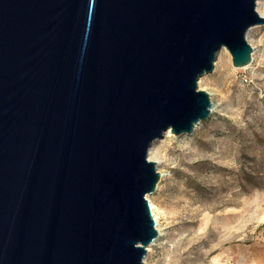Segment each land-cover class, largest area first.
<instances>
[{
    "label": "water",
    "instance_id": "obj_1",
    "mask_svg": "<svg viewBox=\"0 0 264 264\" xmlns=\"http://www.w3.org/2000/svg\"><path fill=\"white\" fill-rule=\"evenodd\" d=\"M257 0H0V264H144L149 158L251 63Z\"/></svg>",
    "mask_w": 264,
    "mask_h": 264
},
{
    "label": "rangeland",
    "instance_id": "obj_2",
    "mask_svg": "<svg viewBox=\"0 0 264 264\" xmlns=\"http://www.w3.org/2000/svg\"><path fill=\"white\" fill-rule=\"evenodd\" d=\"M247 40L250 64L234 67L223 47L199 80L210 115L191 134L166 131L150 149L163 174L149 195L162 234L144 264H264V24Z\"/></svg>",
    "mask_w": 264,
    "mask_h": 264
},
{
    "label": "bare ground",
    "instance_id": "obj_3",
    "mask_svg": "<svg viewBox=\"0 0 264 264\" xmlns=\"http://www.w3.org/2000/svg\"><path fill=\"white\" fill-rule=\"evenodd\" d=\"M260 2L259 1H257V5L259 4ZM211 110H212V108H211ZM200 123V122H199ZM198 123V124H199ZM198 124H196V126L198 125ZM195 126V127H196ZM151 151V150H150ZM163 174L161 173V176H162ZM159 186V183H158V185H157V187ZM148 198H149V195H148ZM150 205H151V210H152V212H153V216H154V219L156 220V227H157V229H158V232H159V234H158V237H157V239H155V241L156 240H158L159 239V237L161 236V228L159 227V207L157 206V205H155L153 202H151L150 201ZM154 241V242H155ZM153 242V243H154Z\"/></svg>",
    "mask_w": 264,
    "mask_h": 264
}]
</instances>
